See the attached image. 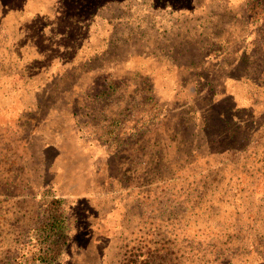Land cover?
Here are the masks:
<instances>
[{"label":"rangeland","instance_id":"obj_1","mask_svg":"<svg viewBox=\"0 0 264 264\" xmlns=\"http://www.w3.org/2000/svg\"><path fill=\"white\" fill-rule=\"evenodd\" d=\"M64 1L0 0V264L51 199L57 264H264V14Z\"/></svg>","mask_w":264,"mask_h":264},{"label":"trees","instance_id":"obj_2","mask_svg":"<svg viewBox=\"0 0 264 264\" xmlns=\"http://www.w3.org/2000/svg\"><path fill=\"white\" fill-rule=\"evenodd\" d=\"M101 1L102 0H65L64 2L70 6V8L72 9L71 12H81V16L91 17L93 15L91 7L96 6L95 12H97L100 8L97 6V4ZM117 1L122 0H103L102 4L110 5ZM151 1L153 2L154 0ZM253 1L254 0H244V3H241V5L245 7L244 13L247 15V20L253 19V14L251 12L254 8L260 9V13H255L258 17L264 14V5L260 3L251 5ZM171 3L174 4L176 9L179 11L188 9L192 5L194 6V0H183L180 4L175 3L174 1H172ZM93 18L94 17H91L90 20ZM258 20H262V17L258 18ZM262 29H264V24H261L256 28V30L254 31L256 37L260 38L258 34ZM262 60L264 61V51L262 52ZM224 150H228L227 152H229L232 149L231 147H225ZM46 204L48 206L49 215H47L45 221H42V225H40L39 227L40 232L38 233L36 238L38 257L35 260L38 261L39 264H57L59 262V258L61 257L64 249L68 244L69 239L67 234L66 217L62 209V204L58 199H51Z\"/></svg>","mask_w":264,"mask_h":264}]
</instances>
